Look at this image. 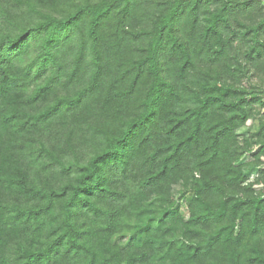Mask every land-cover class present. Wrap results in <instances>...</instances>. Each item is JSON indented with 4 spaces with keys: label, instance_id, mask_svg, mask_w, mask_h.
I'll return each instance as SVG.
<instances>
[{
    "label": "trees",
    "instance_id": "obj_1",
    "mask_svg": "<svg viewBox=\"0 0 264 264\" xmlns=\"http://www.w3.org/2000/svg\"><path fill=\"white\" fill-rule=\"evenodd\" d=\"M257 108L264 0H0V264H264Z\"/></svg>",
    "mask_w": 264,
    "mask_h": 264
},
{
    "label": "rangeland",
    "instance_id": "obj_2",
    "mask_svg": "<svg viewBox=\"0 0 264 264\" xmlns=\"http://www.w3.org/2000/svg\"><path fill=\"white\" fill-rule=\"evenodd\" d=\"M256 116L259 117L260 115H263L264 113V109L262 108H257L255 110ZM250 124V121L248 123V125ZM238 133L240 134H245L247 133V128L246 126L244 128H240ZM260 168H262V170H264V157L261 158V162L259 165L256 166H250L247 168V171L249 172V180L252 181L254 180L256 177H258V175L260 174ZM188 189V188H187ZM186 188H184L182 185H177L174 187V193L177 197V199L181 202L182 205H185V200H184V192L187 190Z\"/></svg>",
    "mask_w": 264,
    "mask_h": 264
}]
</instances>
